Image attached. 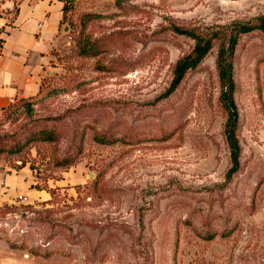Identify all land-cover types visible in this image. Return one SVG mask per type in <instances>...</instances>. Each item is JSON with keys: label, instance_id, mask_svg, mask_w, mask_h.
<instances>
[{"label": "rangeland", "instance_id": "1", "mask_svg": "<svg viewBox=\"0 0 264 264\" xmlns=\"http://www.w3.org/2000/svg\"><path fill=\"white\" fill-rule=\"evenodd\" d=\"M22 1L0 0V56ZM262 18L264 0H69L54 43L47 15L40 92L0 107V264H264V32L234 55L238 172L220 40L169 93L195 47L176 27Z\"/></svg>", "mask_w": 264, "mask_h": 264}, {"label": "crops", "instance_id": "2", "mask_svg": "<svg viewBox=\"0 0 264 264\" xmlns=\"http://www.w3.org/2000/svg\"><path fill=\"white\" fill-rule=\"evenodd\" d=\"M30 12L21 18L24 5ZM63 3L59 0H23L14 28L7 30L3 54L0 56V107H7L13 101L35 97L40 92V72L45 54L52 48L42 46L44 22L47 15L56 12L58 19L52 34L55 43L56 33L63 20ZM5 21L0 19V27ZM1 31V30H0ZM12 34L18 35L12 48L7 49Z\"/></svg>", "mask_w": 264, "mask_h": 264}, {"label": "trees", "instance_id": "3", "mask_svg": "<svg viewBox=\"0 0 264 264\" xmlns=\"http://www.w3.org/2000/svg\"><path fill=\"white\" fill-rule=\"evenodd\" d=\"M64 2L63 4V23L69 12V0H59ZM21 4V3H20ZM20 4L17 7V15L20 11ZM16 15V16H17ZM175 31L182 35H187L195 40V47L191 54L180 58L174 66L173 80L171 82L169 93L175 91L183 82L186 74L192 70H195L201 62L206 58L209 52L213 48L215 40L221 41V48L217 58V67L219 71V78L221 83V96L220 100L228 112V120L225 127L226 140L231 149L232 168L229 174H234L240 169V155L241 145L237 137L238 128V108L234 100L235 93V81L233 78V67H234V55L236 47L239 43L241 35H246L254 31L264 32V19H259L255 23L248 24H236L230 32L215 33L213 35H202L194 30H188L183 28H175ZM94 49V48H91ZM84 54H88V49H83ZM33 98V97H32ZM29 98V99H32ZM26 100V99H19ZM16 101V100H15ZM14 101L8 105L11 106ZM44 138H54V135H47L43 133ZM99 142H111L108 141L106 134L98 137Z\"/></svg>", "mask_w": 264, "mask_h": 264}]
</instances>
